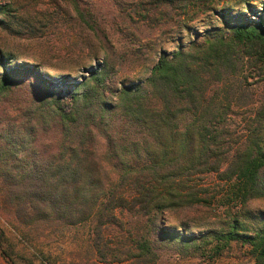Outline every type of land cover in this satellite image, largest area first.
Here are the masks:
<instances>
[{"label": "trees", "instance_id": "16d2710c", "mask_svg": "<svg viewBox=\"0 0 264 264\" xmlns=\"http://www.w3.org/2000/svg\"><path fill=\"white\" fill-rule=\"evenodd\" d=\"M63 1L80 24L96 31L91 9L79 0ZM243 4L239 11L212 7L199 39L163 51L138 81L118 80L115 63L108 55L101 62L98 47L88 51L79 79L52 76L49 71L64 70L1 51L0 206L25 226L88 225L104 261L117 256L105 232L119 226V212L128 210L158 223L159 240L206 247L213 256L239 243L264 264V211L247 207L264 196V104L242 118V134L234 137L229 118L241 86H229L222 100L214 92L247 64L264 71V8L259 13L250 1ZM8 14L0 4V26ZM16 87L24 93L17 107L6 99ZM64 89L70 110L61 98ZM55 129L57 142L43 143L39 132ZM211 175L225 198L240 204L237 211L220 227L200 232L164 225L188 226L189 212L208 203L196 178ZM153 242L137 240L134 256L153 254ZM9 245L0 224L1 256L8 264H18V256L33 264Z\"/></svg>", "mask_w": 264, "mask_h": 264}, {"label": "rangeland", "instance_id": "374dc122", "mask_svg": "<svg viewBox=\"0 0 264 264\" xmlns=\"http://www.w3.org/2000/svg\"><path fill=\"white\" fill-rule=\"evenodd\" d=\"M225 1L79 0L82 7L92 11L96 21L94 32L76 20V13L63 0H0V4L9 9V14L3 17L5 26H0V52L29 55L64 70L49 71L52 76L71 74L79 79L83 73L80 66L88 51L98 47L101 62L103 55H108L115 63L118 80L138 81L149 75L163 51H172L180 40L184 43L197 41L198 34L203 33V25L209 23L212 7L228 5L239 11L247 0ZM248 1L262 13L264 0ZM231 85L241 86V97L235 100L229 118L235 123L231 131L238 137L242 134V118L254 107L264 104V71L247 64L240 75L230 78L225 85L214 87L220 100L230 95ZM24 90L29 92V87L26 85ZM23 95L16 87L6 99L15 101L17 107V101ZM61 98L66 110H70L71 100L66 89ZM39 136L43 143L51 145L57 142L59 132L57 129L46 133L40 131ZM100 144L102 148V138ZM196 182L206 188L204 195L208 203L189 212L187 227L169 222L164 225L186 233L218 228L229 218L230 212L234 213L240 207L239 203L225 198L222 184L214 175L198 177ZM247 207L254 213L264 211V196L252 199ZM119 217L120 225L105 232L117 256L109 254L108 260L104 261L98 256L93 244L94 233L88 225L64 227L39 223L25 226L9 209L0 206V224L9 238L10 248L31 258L33 264H256L247 245L233 243L221 255L213 256L206 247L159 240V224L147 215L125 210L119 212ZM256 221L247 220L251 225H256ZM145 238L154 241L153 254L134 256L139 253L136 241ZM17 263L29 264L20 256ZM0 264H8L1 253Z\"/></svg>", "mask_w": 264, "mask_h": 264}]
</instances>
